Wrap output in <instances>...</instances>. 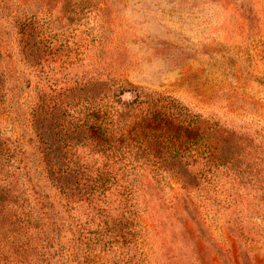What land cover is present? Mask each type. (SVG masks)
Listing matches in <instances>:
<instances>
[{"label":"trees","instance_id":"16d2710c","mask_svg":"<svg viewBox=\"0 0 264 264\" xmlns=\"http://www.w3.org/2000/svg\"><path fill=\"white\" fill-rule=\"evenodd\" d=\"M106 7V0H0V12L17 29L10 36L0 24V72L17 85L9 90L0 86V119L12 113L25 119L37 139L47 180L71 205L75 219L82 208L91 210L99 207L100 198L108 200L104 213L110 215L105 224L110 231L92 232L88 223L74 240V254L81 251L82 264H130L128 247L135 244L134 231L140 226V203L149 211L147 202L164 192L172 177L182 184L181 196L201 193L199 185L220 183L222 168L251 161L256 140L264 146L250 127L237 129L205 117L120 75L113 67L120 63L116 39H107L112 31ZM15 44L29 73L18 69ZM73 65L74 82L61 92L56 86L41 87L43 76L54 77ZM14 144L0 130V238L5 247L13 245L12 233L27 226L34 227L36 237L18 245L21 261L5 256L0 264H44L59 230L52 218V200L57 199L42 194L30 174L25 179L3 177L2 159L22 154ZM259 156L264 164V150ZM20 178L28 190L18 198L27 212L9 201ZM63 255L69 262L64 249Z\"/></svg>","mask_w":264,"mask_h":264},{"label":"rangeland","instance_id":"374dc122","mask_svg":"<svg viewBox=\"0 0 264 264\" xmlns=\"http://www.w3.org/2000/svg\"><path fill=\"white\" fill-rule=\"evenodd\" d=\"M106 5L112 31L107 39H116L120 63L113 67L120 75L205 117L237 129L250 127L264 144V0H106ZM0 18L2 29L15 35L14 20L1 12ZM13 53L18 69L28 72L16 44ZM76 73L74 65L60 69L54 77L43 76L41 87L56 86L61 92ZM8 79L0 78L1 88L14 89L17 85ZM8 117L0 119V130L7 131L22 154L2 159L3 177L25 179L30 174L42 194L57 199L52 200V218L59 230L44 264H82L81 251L74 254V240L82 237L80 226L88 223L92 232L110 231L105 225L110 215L104 213L108 200L100 198L99 207L91 210L82 208L75 219L71 205L47 180L34 132L26 128L25 119L13 113ZM263 150L256 140L251 161L222 168L220 183L199 185L201 193L181 196L182 184L172 177L165 191L147 202L149 211L140 203V226L134 231L135 244L128 247L130 264H264V164L257 160ZM20 182H14L15 195L9 201L27 212L18 197L28 188ZM35 232L27 226L12 233L16 243L7 247L0 238V258L21 261L18 245L28 244Z\"/></svg>","mask_w":264,"mask_h":264}]
</instances>
